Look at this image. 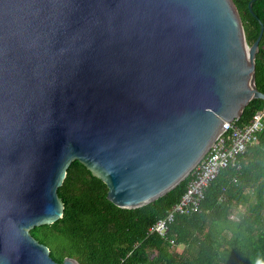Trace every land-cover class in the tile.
I'll use <instances>...</instances> for the list:
<instances>
[{"label":"water","instance_id":"water-1","mask_svg":"<svg viewBox=\"0 0 264 264\" xmlns=\"http://www.w3.org/2000/svg\"><path fill=\"white\" fill-rule=\"evenodd\" d=\"M262 32L247 43L233 0H0V264H79L29 233L62 215L72 159L119 208L183 180L264 99Z\"/></svg>","mask_w":264,"mask_h":264},{"label":"trees","instance_id":"trees-1","mask_svg":"<svg viewBox=\"0 0 264 264\" xmlns=\"http://www.w3.org/2000/svg\"><path fill=\"white\" fill-rule=\"evenodd\" d=\"M233 0L250 44L263 32L255 54V85L264 93V0ZM264 111L252 98L236 123ZM239 168L221 169L203 191L197 209L174 215L163 235L149 230L166 215L185 189L189 174L156 199L119 208L105 198L106 185L72 159L57 196L62 215L29 229L57 262L79 264H264V124L256 141L237 157ZM235 179V180H234Z\"/></svg>","mask_w":264,"mask_h":264},{"label":"built area","instance_id":"built-area-1","mask_svg":"<svg viewBox=\"0 0 264 264\" xmlns=\"http://www.w3.org/2000/svg\"><path fill=\"white\" fill-rule=\"evenodd\" d=\"M237 118L222 122L221 127L225 130L215 138L203 157L189 172V179L178 201L172 204L166 215L157 219L149 230L163 235L175 214L197 209L205 187L221 169L229 166L239 168L237 157L248 145L256 141L258 133L263 128L264 111L244 124L236 123Z\"/></svg>","mask_w":264,"mask_h":264}]
</instances>
